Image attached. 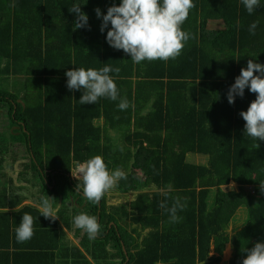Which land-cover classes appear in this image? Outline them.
<instances>
[{"label":"trees","instance_id":"1","mask_svg":"<svg viewBox=\"0 0 264 264\" xmlns=\"http://www.w3.org/2000/svg\"><path fill=\"white\" fill-rule=\"evenodd\" d=\"M193 2L196 6L182 28L194 38L182 54L167 62L136 64L130 54L109 45L106 37L112 26L109 22L101 32L102 16L95 11L99 8L106 15L122 0H0V78L16 95H24L23 105L16 95L0 90V112L7 109L11 117L17 107L15 120L21 116L27 132L20 129V137L13 138L24 143L29 139L41 153L45 147L49 185L45 179L41 185H53L45 196L56 202L60 195L66 201L73 196L79 208L89 203L82 213L99 217L101 209L103 221L117 220L118 215L134 226L132 232L120 223L118 232L111 228L112 254L106 242L90 247L87 240L85 249L96 264H200L206 259V264H220L228 243L234 250L229 264H242L247 252L241 249L264 242V141L245 135L246 122L240 115L256 94L246 88L234 104L228 101L230 87L248 60L264 64V0L252 14L242 0ZM74 5L87 14V26L74 29L77 13L69 12ZM220 21H226L225 30L209 28V23ZM252 23H257L255 35L249 32ZM106 65L120 69L110 73L119 98L80 104L83 89L69 90L65 73ZM5 96L13 104L1 100ZM123 98L130 105L126 110L118 108ZM6 141L0 139V170L9 148ZM96 155L104 158L109 170L120 169L127 177L111 192L140 191L129 209L108 214L106 196L99 208L85 198L82 183L77 189L79 180L70 169ZM195 156L206 162L198 163ZM33 168L39 180L37 165ZM135 171L142 172V178ZM231 183L237 188L227 189ZM63 187L72 194H65ZM152 187L155 190L149 192ZM2 197L4 208L18 205L5 190ZM176 198L186 208L178 210L179 222L170 223L159 204L166 200L171 207ZM66 208L64 202L58 213L61 220L54 221L33 205L0 211V258L6 253L9 264H93L79 248L64 242L61 223L71 228L74 222ZM241 209L246 221L231 234L228 227ZM24 213L33 216L35 233L18 243L16 228ZM11 246L13 252L3 251ZM212 247L218 255L210 257Z\"/></svg>","mask_w":264,"mask_h":264},{"label":"clouds","instance_id":"2","mask_svg":"<svg viewBox=\"0 0 264 264\" xmlns=\"http://www.w3.org/2000/svg\"><path fill=\"white\" fill-rule=\"evenodd\" d=\"M249 14L259 7L260 0H242ZM193 0H122L118 6L108 8L107 14L103 15L99 8L95 9L97 17L102 16L101 32L111 24V30L107 32V42L117 50H123L130 54L131 60L139 64L142 61H169L175 60L181 54L190 38L191 33L183 30L182 25L195 8ZM69 12L77 13L74 29L88 25V16L81 11L79 5H74ZM238 26V25H237ZM257 23H252L249 32L255 35ZM87 50V49H86ZM118 74L119 67L104 66L99 70L88 68H75L68 70L67 87L69 90L83 89V95L79 99L80 104H96L101 97L116 101L119 98V90L113 76ZM259 75H256V73ZM248 88L256 94V99L250 103L247 111H242L245 123V135L257 141H264V64L249 59L247 67L241 69L240 75L228 92V101L235 103L237 95L244 96ZM126 98L120 100L118 108L126 110L129 107ZM118 118V117H117ZM257 148L260 144L257 143ZM72 176L79 180L77 189L82 183V191L85 198L92 204L100 201L118 186L120 179H127L120 169L109 170L104 158L96 155L84 162H76L75 167L70 169ZM264 191V184H261ZM57 199L49 195L41 197L39 211L45 218L53 221L58 218L56 207ZM159 207L169 214V222L177 223L180 217L178 210L186 208L179 198H176L171 207L167 201H162ZM74 225L87 232L89 240H95L100 233L101 225L95 216L81 213L74 217ZM35 233L34 218L24 213L19 226L16 228L18 243L30 240ZM247 256L242 264H264V242H257L251 249L242 248Z\"/></svg>","mask_w":264,"mask_h":264},{"label":"flooded vegetation","instance_id":"3","mask_svg":"<svg viewBox=\"0 0 264 264\" xmlns=\"http://www.w3.org/2000/svg\"><path fill=\"white\" fill-rule=\"evenodd\" d=\"M12 79V77L10 78V80ZM6 80L1 79L0 78V90L5 92V93H9L12 95H16V92L13 89H7L4 86H6L5 84ZM5 88V89H4ZM17 102L21 103L24 105L23 103V98L24 95L23 94H17ZM1 100H5L6 102L12 103L13 104V99L10 98L9 96H5V98H2ZM15 115H17V107L14 108V111L12 113V116L10 117L8 114V110L7 109H1L0 112V139L2 137H4L5 140H7V144H8V149L6 150V154H5V159L3 162V167L5 168L7 166V164H9L10 162H13L14 165H21L22 168H24V170L22 169V171L20 173H18V177L17 179L14 178V180H11V196L13 195V198H11L10 200L17 202L18 206L23 205V203L29 199L28 195L26 193H24L23 190L28 189V191H30L31 196H33L34 201L36 199V203H38V205H40L41 203V197L45 196V192L48 190H53V185L49 186L47 189H45V187H43L41 184V182L44 183V179L46 181V186L49 185V183H47V179H48V174L50 172V168L47 166L46 163V158H47V153H46V149L45 147L43 148L42 153L40 152V150L28 139V142L22 141L21 139L15 140L13 137L14 136H19L20 135V129H23V131L27 132V130H25L24 125L26 124L22 118L19 119L21 116H18V120H15ZM20 137V136H19ZM29 138L31 139V135H29ZM18 146H24L25 150H26V158L24 157V159L19 158V156L17 155L16 152H14L13 147H17ZM39 158L41 159V162H39ZM27 161V162H25ZM34 165H37V168L39 170V174H37V177L39 180H37V178H35V169L33 168ZM16 173V172H14ZM56 172H53V176ZM7 176L5 175V178ZM13 178V177H12ZM55 184V183H54ZM22 193L23 195H17V193ZM128 193H137V196L140 194V191H129L125 194H120V193H113V192H109L106 195V213H117L120 209H122V207H125L126 209L130 208L131 203H133L135 200L133 199L132 202L128 203H121L120 199L121 198H126V195ZM38 194V195H37ZM15 196V197H14ZM20 196L25 197V199L19 198ZM136 196V198H137ZM16 198V199H14ZM73 200V198H72ZM71 200V201H72ZM71 201L69 202V204L71 203ZM62 202L64 203V196L60 195V201H58V205H56V207H58V212H57V216H58V220H61V218L59 217L58 213L60 212V210L62 209ZM61 203V204H59ZM69 204L67 205L68 209H73V207L75 206H70ZM101 205V201L99 203ZM29 204H24L23 206H26ZM22 206V207H23ZM36 206V205H33ZM118 223L114 222V221H110V229H108L106 231V235H110L111 233V228L114 225L116 228L118 226V224L120 223L121 220H119L118 215H116ZM61 227L63 228L64 232L66 234L70 233L71 231L75 230V235L78 236L80 231L82 230L83 232L85 230L77 228L75 225H73L72 228H68L65 226L64 223H61ZM67 229V231H66ZM72 229V230H71ZM78 230V231H77ZM78 232V235L76 234ZM78 238L81 239V236H78ZM70 242V239H69ZM71 243V242H70ZM80 243V242H79ZM77 244H73L72 243V247H77Z\"/></svg>","mask_w":264,"mask_h":264},{"label":"rangeland","instance_id":"4","mask_svg":"<svg viewBox=\"0 0 264 264\" xmlns=\"http://www.w3.org/2000/svg\"><path fill=\"white\" fill-rule=\"evenodd\" d=\"M226 21H220V22H212V23H209V28L210 29H215V30H225L226 28H227V25H226V23H225ZM5 88H7V89H12V86L11 85H7V86H4ZM4 88V89H5ZM111 134L114 136H112L113 138H115V139H118L119 138V133H116V132H111ZM120 138H121V136H120ZM114 141H116V140H114ZM17 147H13V150H14V152H16L17 153V155L19 156V158H21V159H24V157L26 158V156H27V154H26V150H25V148H24V146H18V145H16ZM191 157V156H190ZM192 159H195L198 163H205L206 162V159L204 158V157H202V156H199V157H197V156H195L194 158H192ZM25 162H27V161H25ZM22 169L24 170V168H22V166L21 165H14V163L13 162H10L9 164H8V171H10V173H14V172H18V173H20L21 171H22ZM25 171V170H24ZM135 175H136V177H140V178H142V172H139V171H135ZM3 177H4V179H3ZM18 177V176H17ZM17 177H16V179H17ZM12 180H14V177L13 178H11ZM11 180H8L7 178H5V175H3V171L1 170L0 171V191H1V193H0V199L1 198H4V197H2L3 196V193H4V190H5V187L4 186H7V187H9L10 189L12 188L11 187ZM227 189H234V188H237V184H235V183H231L228 187H226ZM63 189L65 190V194H67L68 196L69 195H71L72 194V192H70V188H68V187H63ZM225 189V188H224ZM249 190H251V188H248ZM155 190V188L154 187H152V188H150V190H149V192H153ZM24 191V193H26L27 195H28V197H29V199H27L24 203H23V205L24 204H30V205H36V206H38L39 207V205H38V203H36L37 201H36V199H35V201H34V198H33V196H31V193H30V191H28V189H25V190H23ZM71 193V194H70ZM18 195H23V194H18ZM38 195V194H37ZM77 195V194H76ZM136 196H137V193H128L127 195H126V198H121L120 199V202L121 203H126V202H128V203H130V202H132L133 201V199L134 200H136ZM19 198H22V199H25V197H23V196H20ZM72 198H73V196H70L69 197V200L68 201H66V197L64 196V202L66 203V205H68L69 204V202L72 200ZM59 201H60V198H59ZM75 202H77V200H75ZM15 204H17V202H15ZM72 204V203H71ZM80 204H82V199H81V201H80ZM1 205V204H0ZM56 205H58V203L56 202ZM88 205H89V203L88 202H85V204H83L82 205V207L81 208H83V209H81V208H79L78 206H75V207H73V209H68V208H66V212H67V215H68V217H69V219H73L74 218V216H77V215H79V214H81L83 211L82 210H85L86 209V207H88ZM99 205V208L101 207L100 206V204H98ZM69 207H70V205H69ZM71 208V207H70ZM90 216H94V214H91ZM98 216L99 217H97V219H98V223L101 225V230H100V233L98 234V236H97V238L95 239V240H90V242H88L87 243V245H89L90 247H91V245H93V242H99L100 241V243H104V242H106L107 244L105 245V247H106V249L108 250V252L109 253H111L112 254V252L113 253H115V250H112V248H111V240H112V236L114 235L113 234V232H111L110 233V235H106V231L108 230V229H110V224H109V227L107 228L105 225L106 224H108V223H110V221H108L107 220V218H106V221L104 220H102V217H101V209L98 211ZM245 221H246V213L244 212V210L243 209H241L239 212H238V214L236 215V217H235V219H233V221L231 222V224L229 225V227H228V231H229V233H231V234H233L234 233V231L236 230V229H240L243 225H244V223H245ZM114 222H116V223H118V220H114ZM73 225H74V222L72 223V225H71V228L73 227ZM120 225L122 226V227H124V228H127L128 229V231L129 232H132L131 231V229H132V227H134L133 225L131 226L130 225V223L128 222L127 224L126 223H124L123 221H121L120 222ZM114 226V225H113ZM112 226V227H113ZM118 228H119V224H118V227L116 228L115 227V230L118 232ZM72 230V229H71ZM66 231H67V229H66ZM78 231V230H77ZM74 232H75V230H73V231H71L70 233H68V234H66L65 233V237H64V242H65V244H67V246H69V247H71L72 246V243L74 242V244H76L77 243V239H78V237H76V235L74 236V237H71V238H69L70 237V235H72V234H74ZM149 231H146V232H143V235H147V233H148ZM78 236H81V240H80V246L78 245L77 246V248H79L80 249V251H82L83 253H84V255H85V257L91 262V263H93V261H94V263L93 264H96V260H94V258L92 257V254L91 253H89L86 249H85V242L87 241V240H89V238H88V234H87V232L86 231H80V233H79V235ZM119 236H120V233H119ZM69 239H70V242H69ZM79 240V239H78ZM124 250H125V247H124ZM222 251H223V255H222V258H221V262H220V264H229V262H230V260H231V258L233 257V254H234V250H233V247H232V245H231V243H228V244H225L224 246H223V249H222ZM104 254H106V253H104ZM215 255H218L215 251H214V248L212 247V249H211V252H210V257H212V256H215ZM96 256H98V254L96 255ZM95 256V257H96ZM206 260H209V259H206ZM206 260H204V261H206ZM203 261V262H204ZM210 261V260H209ZM209 261L208 262H205L204 264H206V263H209ZM202 263V262H201ZM200 263V264H201Z\"/></svg>","mask_w":264,"mask_h":264},{"label":"crops","instance_id":"5","mask_svg":"<svg viewBox=\"0 0 264 264\" xmlns=\"http://www.w3.org/2000/svg\"><path fill=\"white\" fill-rule=\"evenodd\" d=\"M111 132H113V131H111ZM115 132V131H114ZM117 133V132H116ZM111 134V133H110ZM111 136H113L112 134H111ZM114 137V136H113ZM2 171H3V175H6L7 177V179L8 180H12L11 178L12 177H14V178H16L17 176H18V172H16V173H10V171H8V164H7V166L4 168L3 167V169H1ZM0 170V171H1ZM3 179H4V177H3ZM5 187V191L7 192V194L9 195V197H11V190H10V188L9 187H7V186H4ZM0 193H1V191H0ZM18 194H22V193H17V195ZM12 201V200H11ZM72 203V204H71ZM71 203L69 204L70 206H78V200H77V202H75V200L73 199L72 201H71ZM59 204H61V203H59ZM63 204V203H62ZM61 204V205H62ZM30 205V204H29ZM23 205H20V206H12V205H8V206H6L5 208L3 207V205H0V211H4V212H12V211H14V210H19L21 207H22ZM38 207V206H37ZM77 235H78V232L76 233ZM75 236V233L74 234H72V235H70V237L69 238H71V237H74ZM76 237H78V236H76ZM79 239V240H78ZM77 239V245H79L80 246V238H78ZM73 244H74V242H73ZM7 250H9L10 252H13L14 251V248L11 246L9 249L8 248H5L3 251L4 252H6ZM0 264H9V257L7 256V254L5 253V257H1L0 258Z\"/></svg>","mask_w":264,"mask_h":264},{"label":"water","instance_id":"6","mask_svg":"<svg viewBox=\"0 0 264 264\" xmlns=\"http://www.w3.org/2000/svg\"><path fill=\"white\" fill-rule=\"evenodd\" d=\"M21 102V101H20ZM209 260H206V261H204V262H202L201 264H204L205 262H208Z\"/></svg>","mask_w":264,"mask_h":264}]
</instances>
